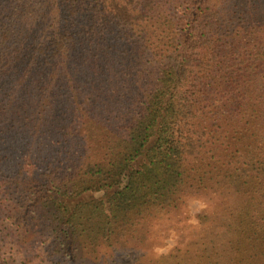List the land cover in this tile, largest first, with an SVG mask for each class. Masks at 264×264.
I'll list each match as a JSON object with an SVG mask.
<instances>
[{
  "label": "trees",
  "instance_id": "obj_1",
  "mask_svg": "<svg viewBox=\"0 0 264 264\" xmlns=\"http://www.w3.org/2000/svg\"><path fill=\"white\" fill-rule=\"evenodd\" d=\"M186 195L185 264H264V0H0V264H115Z\"/></svg>",
  "mask_w": 264,
  "mask_h": 264
},
{
  "label": "rangeland",
  "instance_id": "obj_2",
  "mask_svg": "<svg viewBox=\"0 0 264 264\" xmlns=\"http://www.w3.org/2000/svg\"><path fill=\"white\" fill-rule=\"evenodd\" d=\"M212 208L208 198L184 196L177 209L160 213L148 223L144 250L121 253L115 264H169L171 261L185 264V258L204 252L209 245L200 215ZM3 247L19 264H52L44 258L46 256H38L43 250L28 254L11 239L4 241Z\"/></svg>",
  "mask_w": 264,
  "mask_h": 264
}]
</instances>
